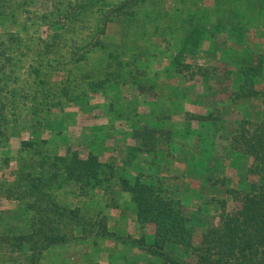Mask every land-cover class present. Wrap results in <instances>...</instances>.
<instances>
[{
	"label": "rangeland",
	"instance_id": "1",
	"mask_svg": "<svg viewBox=\"0 0 264 264\" xmlns=\"http://www.w3.org/2000/svg\"><path fill=\"white\" fill-rule=\"evenodd\" d=\"M125 1L0 0V41L7 40L9 34L15 38L9 52L11 62L0 71V225L3 229H21L30 223L31 213L25 214L13 204L26 203V198L1 199L5 197L3 192L16 184L18 171L26 168V163L46 157L69 159L73 153L84 159L92 153H100L105 161H118L119 156H124V149L121 154L111 153L114 146L106 147L105 141L117 139L105 135L116 133V127L110 124L122 119L123 115L116 109L122 107L120 98L126 92L134 96L133 109L140 104L135 92L146 97L143 102L150 101L155 109L159 107L158 116L147 109L143 114L134 115H143V123L162 127L171 120L164 116L165 108L179 106L155 102L149 96L156 87L163 90L156 80L165 75L163 69L169 64L163 66L162 72L155 69L156 63L159 68L160 61L169 54L175 60L179 75L182 64L207 67L206 84L219 107L215 115L231 97L238 98L245 83L240 75L227 81V75L234 72L228 61L238 65L244 60L241 69H253L248 73L247 85L260 95L246 106L253 116L242 117L240 122L262 119L264 0H147L129 21L125 18L119 24L112 23L106 33L100 35L102 12ZM97 39L104 47L94 45ZM181 40L186 43L182 44ZM259 64L262 68L258 74ZM182 70L185 72L181 75L191 79L187 76L191 72L186 68ZM177 92L181 97L183 89ZM108 109L111 113H107ZM134 121L141 122L140 118ZM219 121L221 119L215 125L221 137L214 141L198 144L157 141L154 154L157 156L145 157L146 164L153 169L149 168L147 174L137 169L128 171L131 180L140 175L154 181L159 177L166 183L165 188L191 217L195 244L201 241L206 225L218 222L221 209L217 200H226L228 209L232 210L235 204L227 191L247 192L257 180L248 173L252 160L231 150L227 138L222 137V134L232 137L237 127L232 125L228 132L227 126ZM163 129L165 137L169 132L166 126ZM120 132L124 137L127 135L125 130ZM85 141L94 144L84 145ZM141 142L137 138L133 146L126 148L130 158L128 169L140 153L144 154L139 151ZM180 151L188 162L187 168L182 173L179 167L180 172L174 174L177 172L168 170L165 164ZM12 188H18L19 193L25 191L23 184ZM55 193L62 205L80 207L88 219L105 212L112 219L111 226L115 224L124 229L126 225L123 220H113L111 211L102 206L100 193L87 186L66 181ZM120 200L119 196L112 201ZM147 231L153 233V228ZM84 251L89 252V249L71 246L53 249L44 255L41 264H97V258ZM0 264L16 263L0 252Z\"/></svg>",
	"mask_w": 264,
	"mask_h": 264
},
{
	"label": "trees",
	"instance_id": "2",
	"mask_svg": "<svg viewBox=\"0 0 264 264\" xmlns=\"http://www.w3.org/2000/svg\"><path fill=\"white\" fill-rule=\"evenodd\" d=\"M145 1L126 0L106 8L100 15L99 34L104 35L112 23L119 24L125 18L129 21ZM6 36L7 40L0 41V71L9 66V52L15 44L12 34ZM180 42L186 43L184 40ZM94 45L104 47L100 39ZM181 66L191 72L187 74L191 79H206L207 67ZM183 68L179 69L180 74L185 72ZM261 68L259 64L256 68L258 74ZM251 70L241 69L246 81L243 79L245 83L238 98L260 95L251 85H247ZM152 108L154 111L155 107ZM156 109L159 111L158 106ZM160 131L148 126L136 130V137L143 141L139 151L151 153L155 158L158 147L155 134ZM222 137L227 138L231 150L252 160L248 173L257 180L251 183L247 192L227 191L235 204L232 210L228 209L226 200H217L221 209L219 220L206 225L198 244L194 242L191 217L168 192L162 179L158 177L154 181L139 176L131 180L127 177L125 166L116 160L101 162L100 155L94 153L86 159L73 153L69 159L46 157L42 161L28 162L26 168L19 169L16 184H23L25 191L19 193L18 188L13 189L16 187L14 183L3 192L5 197L1 199L26 198L24 205L26 212L31 213V219L28 226L21 229H3L0 225V252L9 255V260L17 264H39L42 255L53 248L103 238H119L108 230L103 220H88L79 208L64 206L58 201L57 188L70 181L91 189L106 188L113 192L119 187L130 193L138 222L154 225L156 231L153 239L125 240L150 256L163 260L165 264H264V114L257 121L244 119L232 137L226 134H222Z\"/></svg>",
	"mask_w": 264,
	"mask_h": 264
},
{
	"label": "crops",
	"instance_id": "3",
	"mask_svg": "<svg viewBox=\"0 0 264 264\" xmlns=\"http://www.w3.org/2000/svg\"><path fill=\"white\" fill-rule=\"evenodd\" d=\"M168 56L169 57H167V59L160 61V66H159L160 69L158 68L157 63L155 69L156 72H162L161 69L163 68V66L165 64H169V67L163 69L164 71L163 73H165V75L159 77L158 80H156V82L159 81V85L163 90L157 89L156 87V91H154V93L150 94L149 96H151L153 100H155V102H159V103L163 102L165 104L176 103L179 106V108H172V109H168L164 107L165 108L164 116L171 117V120L168 119L166 121L167 124L163 125L162 127L160 126L155 127L152 125L149 126L147 125V123H143L145 120V117H143V115L140 117L141 122L134 121L135 118L134 115H136L137 113L143 114L144 113L143 110L145 109L149 110L153 114H156L157 116L159 111L157 109L153 111V108H151L152 105L150 101L143 102V99L145 100L146 97L141 96L139 92H135L134 94H138L137 97L140 99V104L136 109H133L132 98L134 96H130V93L126 92L120 98V101H122V107L119 108L121 109L119 108L116 109V111L120 112L123 115L122 119H119V121L118 120L111 121V124L109 123L110 127H116V133L115 135H110V133L105 135V137L112 136L113 139H117V141H110V140L105 141L106 147L114 146L113 147L114 149H112L113 151L111 153L121 154L124 149V153H125L124 156L123 157L119 156L117 158L118 161L117 160L116 161L121 166H125L128 178H129L128 171H132L133 169H137L139 172L144 174H147L149 172V168L153 169V167L150 166V164L149 165L146 164L147 159L145 160V157L152 158L151 153H144V154L140 153L139 156L134 159L135 161L131 162L130 168L129 169L127 168V162L130 158H128V156L126 155L127 154L126 148H128L129 146H133V141H136L137 139L136 130H140V129L143 130L145 127L148 126L152 129L156 128L157 131L161 130L159 133L155 134V137L158 139L157 141H193L195 144H198V142L200 141H212V140L214 141L215 139L221 137L220 132L218 131L215 125L216 121L221 119V121L219 122L226 125L228 128L227 131L229 132L232 130L231 129L232 125L233 128L237 127L238 129L242 117L253 116L246 107L248 104L253 103V97H240V98L231 97V99L227 101V103L228 102L229 103L223 104L220 107V111H217L216 113L217 115H215L216 108L219 107H217L218 103L214 99L215 97L211 96V93H209L210 88L206 84L207 79L198 77V78H194V80H191V79H187L184 75L183 77L181 74L180 75L177 74L176 72L177 67L175 60L174 58L171 57L170 54ZM243 64H244V60H241L240 63H238V65H234L233 63H229L228 61L229 68L231 70H234V72L232 74L227 75V77L229 78V79L227 78V81L231 79L234 80L233 78L239 75L240 78H243L241 77V75L243 76V74L240 72L241 68L244 66ZM224 77L226 78L225 75ZM179 88L183 89V94L181 95V97L180 95H178L177 92ZM231 89H232V85H231ZM108 106L110 109L112 105L109 104ZM109 109L107 110V113H111V110ZM208 117L210 118L207 119ZM215 117H219V119L215 120ZM155 120L157 121V117L155 118ZM164 126H166V128L170 132L165 137L162 136V131H164L163 129ZM121 130L127 131L126 132L127 135H125V137L120 132ZM88 144L91 146V144L94 143L93 141H85L84 145H88ZM200 145L202 146V143ZM69 146H72V143H69ZM119 147H121V149L118 150ZM96 155H100L101 162H108V160L107 161H105V159L102 160L103 157L102 154L98 153ZM89 156H87V158ZM111 160L115 161V159H110L109 161ZM171 160L172 161L170 162L167 161L166 163L168 170L177 172L174 174H178V171L182 167L181 169L183 171L181 172L185 173L184 170L187 168L188 162L184 159L183 155L181 154V151L178 154H176V157H171ZM184 176H186V174ZM136 177H138V175ZM142 177L145 178V176ZM181 178L184 179V177L182 176ZM93 190L98 191L100 193L101 200L103 201L102 206L106 207V209H109L111 211L110 213L114 218L113 220L115 221L123 220L126 225L124 229H122L121 227H115L114 222H113L114 225L111 226L109 221L112 219L108 217V215H106L105 212L100 213L98 214V216H96L93 219H88V218L87 219L103 220L106 223L108 230L115 233L119 238L117 239L103 238V239H98L96 241L78 242L71 244L70 246L76 247L77 249L80 247H87V249H89V252L84 251L86 252L85 254L90 253L91 257L97 258L96 260L97 264H165L163 260L150 256L145 251L140 250L138 247L134 246L130 242H126L125 240L126 238H130L133 240H140L142 238L153 239L156 231L154 225L151 224L143 225L138 222L136 212L134 209V204L132 202L131 194L123 191L119 187L115 188L113 192L111 189H106V188H96V189L93 188ZM114 194L118 196H112ZM119 196L121 199L120 201H112L113 199ZM9 202L11 203V201ZM13 204H15L14 208L22 207V212L28 213L26 212L27 210H26V206L24 205L25 203L13 202ZM73 208L80 209V207H73ZM127 212L130 213L128 214ZM149 228L151 229L153 228V233L147 231ZM100 243L101 246H99ZM102 243H104L105 245H102ZM60 248L62 247H57L53 249H60ZM48 251H46L42 255L39 264H41L44 255ZM15 257L16 256H14V258ZM90 264H92V262Z\"/></svg>",
	"mask_w": 264,
	"mask_h": 264
}]
</instances>
